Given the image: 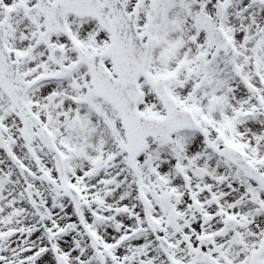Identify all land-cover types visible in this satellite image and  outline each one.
I'll return each instance as SVG.
<instances>
[{"label":"snow or ice","instance_id":"obj_1","mask_svg":"<svg viewBox=\"0 0 264 264\" xmlns=\"http://www.w3.org/2000/svg\"><path fill=\"white\" fill-rule=\"evenodd\" d=\"M0 264H264V0H0Z\"/></svg>","mask_w":264,"mask_h":264}]
</instances>
